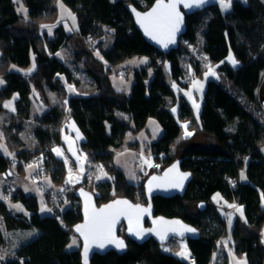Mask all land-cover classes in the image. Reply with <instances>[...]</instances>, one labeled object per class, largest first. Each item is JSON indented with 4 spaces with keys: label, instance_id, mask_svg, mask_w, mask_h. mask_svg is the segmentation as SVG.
<instances>
[{
    "label": "trees",
    "instance_id": "16d2710c",
    "mask_svg": "<svg viewBox=\"0 0 264 264\" xmlns=\"http://www.w3.org/2000/svg\"><path fill=\"white\" fill-rule=\"evenodd\" d=\"M62 1L77 16L75 35L61 23L53 31L45 26L58 13L56 0H23L26 15L17 12L14 0H0V115H5L0 132L14 154L11 158L0 151V174L13 173L14 168L21 174L37 164L53 184L66 185L56 193L54 206L50 205L52 215H41L37 196L27 195L21 187L12 186V193L5 192V199L11 193L9 200L21 202L30 214L15 212L0 201V249L7 248L8 231L35 229L38 233L1 264H83L81 247L67 249L73 226L82 220L75 192L81 187L93 192L99 205L117 197L145 203V182H129L122 170L109 164L116 150L137 148V143L126 144L127 134L147 130L150 118L163 129L150 144L155 164L164 170L180 161V168L192 174L184 196L153 199L155 215L181 218L195 226L200 237L188 240L190 259H195L194 264H210L227 233V217L212 201L213 194L220 192L245 208L244 218L236 217L231 231L233 251L246 255L249 264H264V113L259 102L264 82V0L235 1L226 13L217 5L187 16L180 46L166 53L144 39L128 11V5L145 10L155 0ZM77 36L90 44L95 40L101 44V58L83 50L75 52L73 61L86 74L85 82L57 56ZM202 54L236 89L233 93L219 78L210 79L197 118L182 92L204 75ZM33 57L36 66L30 71ZM135 57H147L148 61L135 69L130 92L117 90L111 80L113 67ZM96 62L101 70L95 68ZM67 83L81 87L82 92L69 86L73 93L68 95ZM85 84H90V89ZM15 95V103L7 109L6 101ZM35 103L42 105L41 113ZM252 104L257 109L250 110ZM183 122H189V129L196 134L214 139L216 147L185 146L189 139L181 138ZM71 123L82 135L80 149L93 165L91 169L105 166L113 178L89 186L86 174L78 188L65 183L69 169L57 149L64 148L63 131ZM27 127L32 129L34 146L24 138ZM191 203L199 204L198 212ZM119 234L127 238L124 226ZM126 241L124 254L95 255L90 264H193L164 252L155 240Z\"/></svg>",
    "mask_w": 264,
    "mask_h": 264
},
{
    "label": "rangeland",
    "instance_id": "374dc122",
    "mask_svg": "<svg viewBox=\"0 0 264 264\" xmlns=\"http://www.w3.org/2000/svg\"><path fill=\"white\" fill-rule=\"evenodd\" d=\"M14 1H15L17 12L22 14V15H26L28 12V8L24 4L23 0H14ZM110 1L116 2L118 0H110ZM56 2H58L57 3L58 13L45 26L47 27L48 30L53 31L54 27L61 23L66 28V30L70 31L71 33H73V35H75L76 34L75 32L78 29L77 16L74 14V12L67 5H65L63 3L62 0H56ZM225 3H228V1L227 0H219V2H218V7L222 13H226V12L230 11V8H231V6L225 8L224 7ZM129 6L130 5H128V7ZM200 38H201V41L203 42L202 35H200ZM100 45L101 44L100 43L98 44L97 40H95V44H93V43L90 44L88 42L81 40L78 36L73 37L69 41L68 46L63 48L61 52L57 53V56L62 58V59L64 58L69 63L70 67L74 68L75 76L77 78H80L82 80V82H85L87 80L86 74L82 73L80 71V69L74 64L73 60L76 58L75 52L76 51L79 52L80 50H83L84 52H87V53L89 52L90 55H93L96 58H101L102 56L100 54V49H101ZM197 48H198V46H195V50H194L195 53H196ZM200 60H201L202 67L205 70H207L206 71L207 74L209 72L214 73L212 75H215L216 78H219L221 81H223V85L229 91L235 93L234 89H236V87L232 83H230V82L228 83V81L222 77V74L218 73L217 70H215L216 67L208 61L207 55L202 54L200 56ZM147 61H148L147 57H135V58L127 60L126 62H124L120 65L114 66L113 67V73L111 75V80H112L114 87L117 90L121 89L122 91H125L127 93L130 92L132 85H133L135 69L145 65V63H147ZM95 64H96L95 68L98 70H101L102 67H99L97 62ZM35 66H36V62H35V58L33 57V61L31 63V65L29 66L28 70H30V71L34 70ZM31 67H33V69H31ZM207 67H208V69H207ZM98 70H96V71H98ZM152 73L153 72L151 70L150 71L151 77L153 75ZM206 73L204 74V78L207 79L211 75L206 77ZM167 79L169 81L171 80V77L168 73H167ZM231 85H232V88H231ZM69 86H73L75 92H79L80 91L79 89H81V92H82L81 87L79 89H77L75 87V85L67 83V88H68V92H69L68 95L73 93L72 87H69ZM84 87L87 88V90H88V89H90V84H85ZM16 98H17V95H15L13 97V99L6 101V108L7 109H9L8 108L9 103L12 102L11 106H13ZM35 104H36L37 112L41 113L43 110L42 105H40L38 103H35ZM257 107H258L257 105L252 104L251 107H249V109L255 110V109H257ZM261 111L264 113V110L262 109V107H261ZM3 114L0 115V122L3 120V118H4L3 116H5ZM258 114H259V116H261V113L258 112ZM31 130L32 129H30L29 127L26 128V131L24 133V138H25L26 142L28 143V145L34 146L33 142H35V140L33 138ZM162 133H163V129H162L161 125L159 124V122L155 118H150L148 120V123H147V130L139 131L136 133H131L130 137H128V139L125 140L126 144L131 143V142L137 143L138 148L141 151L140 155H137L136 152L132 153V161H127L125 166H124L125 167L124 169L128 175V178H129V180L131 179L130 181L132 183H135L134 181H135L136 174L137 175L142 174L141 175L142 177H146V175L151 176L152 174L154 175L158 171H161L160 169L158 170V169L154 168V164L157 160L152 155L150 144L152 142L156 141L162 135ZM182 137H184V132H182V134H181V138ZM74 140L75 139H73V141ZM216 143L217 142L214 139H211V138L206 137L202 134H199L198 136L195 137V139L193 141H191V143L188 144L187 147H203L206 149H212V148L216 147V145H217ZM124 149L116 150L114 160L117 161V160H120L121 158L128 156L126 154L130 153V152H127L125 150H130V149L129 148L125 149V150ZM57 150H59V149H57ZM0 151L3 152L4 155H7V156H10L11 158H13L14 154L11 151H9V149L7 148V146L4 142V139H1V132H0ZM58 152L61 154V156H63V158H66V157L68 158L70 156L73 159L72 163L67 159L66 166L69 169V171L66 175V178H65L66 182L65 183L72 184V186L75 185L76 188L80 187V183H82L84 180V175L79 173V171L80 172L83 171L82 166H80V164H78V163H80V161L77 162L76 159L73 158L72 155L66 153L65 149L63 151V148H61ZM263 152H264V146H263ZM82 153L84 154V156H86V154L83 151H82ZM85 159L87 161V156L85 157ZM111 165H113V163L109 164L110 167H112ZM92 166L93 165H91L90 167L88 166V168L86 167V169H87L86 173L88 172V177L86 175L85 176H86V179H88V181H89V186H92V184L95 183V178L98 181V180H100V178L105 179L107 176L113 177V173L107 167L98 165V168L96 170L95 167H93V169H91ZM13 170L15 172L12 173L13 174L12 176H8L7 174H4L6 176V179H4V176L0 174V201H4L7 205L10 206V209L15 211V212H19V213L22 212L25 214H30L28 209L21 202L5 199V188H4L3 184H4V180H6L7 181L6 184H12L13 187H15V188L17 186H20L27 195H33L34 194L37 196L38 202H39V212L41 215H52L53 209L51 206H54L53 201L56 200V198H58V194H56V193H58V190H60V189H63V190L66 189V187H65L66 185L64 186L63 185L64 183H61L60 185L53 184L49 176L42 174L38 170L37 164L29 165L28 167H26L25 172L21 173V174L19 172H17L16 168H14ZM9 180L12 181V183H10ZM143 181L145 182L147 180H143ZM67 199H68V197H67ZM212 201H213V203H215L217 205L219 212H221V214L224 217H227V219H226L227 233H226V236L224 238H222V241L219 244L218 249L215 250V252L213 253V257H212L210 264H249L246 255H237L233 251L232 246L230 245V236H231V231L233 229L235 218L236 217L244 218V216H245L244 206L238 205L237 202L227 199L220 192H216L213 194ZM69 202L70 201H67V203H65L63 205L64 209L67 208V204H69ZM231 205H235L236 207H232ZM190 206L195 212L196 211L198 212V206H199L198 203H195V204L191 203ZM237 208H242L243 213L241 214V212L237 211ZM73 241H75V243H73ZM17 244L14 243L13 241L9 242V244L7 243L6 252H11V254H15V252H16L15 249L18 247ZM80 247H81L80 239L77 236L72 235L71 241L68 244L67 249L68 250H75V249H78ZM160 247L164 252L175 255L184 261H188L190 256H191L189 241L187 238H185V239L173 238L167 242L161 243ZM182 252H185L186 255H184V256L179 255V253H182ZM5 257H7V256L4 252V250L0 249V264H1L2 260L5 259ZM189 262L192 263L191 259L189 260Z\"/></svg>",
    "mask_w": 264,
    "mask_h": 264
},
{
    "label": "water",
    "instance_id": "95a60500",
    "mask_svg": "<svg viewBox=\"0 0 264 264\" xmlns=\"http://www.w3.org/2000/svg\"><path fill=\"white\" fill-rule=\"evenodd\" d=\"M163 4L176 3V12L179 13L180 22L174 35V42H168L172 21L167 19V9L158 5L161 0H155L147 9L141 10L134 5L128 7L136 29L144 39L156 50L162 53L178 49L180 39L186 33V17L200 13L212 6H217L219 0H162ZM192 5L186 7L185 5ZM152 15H149V14ZM161 41L167 43V47ZM259 102L264 110V82L259 93ZM8 176H12L10 170ZM5 176V175H4ZM6 177V176H5ZM192 174L180 168V161H175L164 168L160 174H154L145 181L146 202L135 203L126 197H117L101 205L98 204L93 192L79 188L75 194L80 200L82 220L73 226V233L81 241V257L83 264H90L95 255H106L114 252L124 254L128 248L126 239L139 243L155 240L159 244L173 238L195 240L200 237V231L181 218H167L156 216L153 199L157 196L174 197L184 196ZM179 184V187L174 185ZM122 203H117V202ZM127 202V203H123ZM147 209L146 212H139ZM126 228V237L121 236L120 230ZM80 228V231H77ZM194 229V231H186ZM137 232L140 235H137ZM264 240V227L262 231ZM122 241L124 247H119ZM101 245H103L101 247ZM87 249V252H85Z\"/></svg>",
    "mask_w": 264,
    "mask_h": 264
},
{
    "label": "crops",
    "instance_id": "0c3cea01",
    "mask_svg": "<svg viewBox=\"0 0 264 264\" xmlns=\"http://www.w3.org/2000/svg\"><path fill=\"white\" fill-rule=\"evenodd\" d=\"M233 60L234 59L232 58L231 59L232 64L235 67H237L238 66V63L236 61H235V63H233ZM216 68H217V66H216ZM216 68H215V70H217ZM207 69H208V67H207ZM206 71L207 70H205V73H206ZM212 74L213 73H210V72L208 74L206 73V77L209 76V75H211L207 79L204 78V75L202 77H200L201 79L200 78H196L191 83L190 87L188 89H186L185 91L182 92L183 97L186 99V101L193 108L194 113H195V116L197 118L200 115V111H201V107H202V102H203V98H204V94H205L207 82L210 79H217L216 76L215 75H212ZM2 82H3V79H2V77L0 75V83H2ZM120 91H121V89H120ZM174 112L177 113V109H175ZM189 124H190L189 122H183V124H182L183 125L182 132H184V137H182V138L185 139V140L186 139H189L188 140V143L185 144V146L186 145L188 146V144L191 143V141H193L195 139V137L199 135V134H196L194 131H192V130L189 129ZM185 125L187 127H185ZM131 133L132 132L128 133V135L126 137V140L128 139V137H130ZM187 133H191V135H187ZM72 138L75 139V140L73 141ZM63 141H64V148H65L66 153L72 155L76 159L77 162L80 161V163H78V164H80V166H82L83 171H81V172L79 171V173L83 174L84 176L86 174L88 175V172L86 173V170H87L86 167L88 168V166L90 167V165H89L88 161H86V159H85L86 156H84V154L82 153V151L80 149V143L82 141V135L80 134L77 126L74 123L67 124L65 126L64 131H63ZM64 148H63V151H64ZM125 149H128V148H125ZM129 149L130 150H125L127 152H130V153H127L126 154V155H128L127 157L121 158L120 160H117V161L116 160H113V165H115L117 168H119L120 170H122L124 172V174H125L126 178L128 179V181H130L131 179L129 180L128 175H127V173H126V171L124 169L125 168L124 166H125V164H126L127 161H132V153H135L136 152L137 155H140L141 154V151L138 148V146H137V148H129ZM94 167L97 170L98 166L94 165ZM161 171H158L159 173L157 172L156 174H160ZM141 175L140 174L139 175L136 174L135 181H134L135 184H138V183H140L143 180H148L149 177H150V176H147V175H146V177H142ZM111 178H113V177L112 176L111 177L107 176L105 179H111ZM4 179H6L5 176H4ZM95 181H97L96 178H95ZM6 183H7V181L4 180L3 186L5 188V192H6V188L8 186H13L12 184H6ZM10 183H12V181H10ZM67 184L69 186L72 185V184H69V183H67ZM17 187L19 188L20 186H17ZM1 219L2 218L0 217V221H1ZM37 233L38 232L35 229H29V230H21V229H19V230H11V231H8L6 233V235H7V243L9 244V242L13 241L16 244L18 243L17 245L19 247L21 244L25 243L26 241H28L31 238H33L34 236H36ZM18 247L15 250H17ZM4 252H5L6 256H8V255L11 254V252H6V250H4ZM189 260H190V258H189Z\"/></svg>",
    "mask_w": 264,
    "mask_h": 264
},
{
    "label": "snow or ice",
    "instance_id": "6c2138e0",
    "mask_svg": "<svg viewBox=\"0 0 264 264\" xmlns=\"http://www.w3.org/2000/svg\"><path fill=\"white\" fill-rule=\"evenodd\" d=\"M199 2H203V0H199ZM185 6L186 7H191L192 5L188 4V5H185ZM229 6H230V0H229V3H225L224 4V7L225 8H227ZM158 7L164 8V9H167L168 10V12L166 14L167 19H169L170 21H172V27H171V30H170V33H169V36H168V42H174V35H175V32L178 30L179 22H180L179 13H177L175 11L176 10V3L173 2V3H169V4H163V2L161 0V3L158 5ZM149 15H152V14L150 13ZM161 42L165 44V47H167V43H165L164 41H161ZM233 63H235V60H233ZM8 106L11 107V103H9ZM185 127H187V126L185 125ZM187 135H191V133H187ZM57 151H59V150H57ZM174 186L179 187L180 185L179 184H176ZM117 203H122V202H119L118 201ZM123 203H127V202H123ZM231 206L232 207H236L235 205H231ZM137 210L139 212H146V211H148L147 209H140L138 206H137ZM237 211L241 212V214L243 213L242 208H237ZM77 231H80V228H77ZM186 231H194V229H186ZM137 235H140V233L137 232ZM73 243H75V241H73ZM102 246L103 245H101V247ZM118 246L119 247H124L123 242L122 241L118 242ZM85 252H87V249H85ZM179 255L184 256V255H186V253L185 252H182V253H179Z\"/></svg>",
    "mask_w": 264,
    "mask_h": 264
},
{
    "label": "built area",
    "instance_id": "2783aa9c",
    "mask_svg": "<svg viewBox=\"0 0 264 264\" xmlns=\"http://www.w3.org/2000/svg\"><path fill=\"white\" fill-rule=\"evenodd\" d=\"M228 1V3H229V0H227ZM235 1H239V2H241V3H243V4H247L248 3V0H230V4H232V3H234ZM119 73V72H118ZM67 159L72 163L73 161V159H72V157H66L65 158V160H66V163H67ZM154 168L155 169H159L160 168V166L158 165V164H154ZM100 171V170H99ZM232 180V179H231ZM233 181V180H232ZM14 190V188L12 187V186H8L7 187V189H6V191H9V192H11L12 193V191ZM10 193V194H11ZM10 194H7L6 195V199L7 200H9V199H11V195ZM56 200H57V198H56ZM191 261H192V263L194 264V263H196V261H195V259L194 258H191Z\"/></svg>",
    "mask_w": 264,
    "mask_h": 264
},
{
    "label": "flooded vegetation",
    "instance_id": "af4514ba",
    "mask_svg": "<svg viewBox=\"0 0 264 264\" xmlns=\"http://www.w3.org/2000/svg\"><path fill=\"white\" fill-rule=\"evenodd\" d=\"M161 173V172H160Z\"/></svg>",
    "mask_w": 264,
    "mask_h": 264
}]
</instances>
